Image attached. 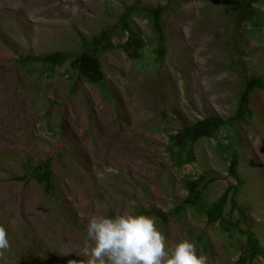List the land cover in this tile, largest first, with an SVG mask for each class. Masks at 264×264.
Returning <instances> with one entry per match:
<instances>
[{"label":"rangeland","instance_id":"1","mask_svg":"<svg viewBox=\"0 0 264 264\" xmlns=\"http://www.w3.org/2000/svg\"><path fill=\"white\" fill-rule=\"evenodd\" d=\"M251 77L264 0H0V264L86 260L87 218L126 211L208 264H264Z\"/></svg>","mask_w":264,"mask_h":264},{"label":"clouds","instance_id":"2","mask_svg":"<svg viewBox=\"0 0 264 264\" xmlns=\"http://www.w3.org/2000/svg\"><path fill=\"white\" fill-rule=\"evenodd\" d=\"M98 179H104L102 173ZM86 229L81 254L87 259L69 260L68 264H208V258L198 255L188 239L169 247L155 219L148 215L127 211L114 217L92 214ZM10 247L8 232L0 225V257Z\"/></svg>","mask_w":264,"mask_h":264},{"label":"trees","instance_id":"3","mask_svg":"<svg viewBox=\"0 0 264 264\" xmlns=\"http://www.w3.org/2000/svg\"><path fill=\"white\" fill-rule=\"evenodd\" d=\"M141 10H147L149 12V20L151 22V24L154 26V28L158 29V20H159V13H160V8H153V9H141ZM124 20H123V26H124V29L125 30H129L128 28V17H129V13H125L124 16H123ZM105 32H103L101 35H100V39H103V37L105 36ZM58 56L59 54L58 53H52L50 55H48L47 57V61H50L54 64H59L61 62H63L66 57H63L61 58V60L57 61L58 60ZM35 57H33L32 59H34ZM28 59H31V57H28ZM254 88H263L264 89V80L262 78H259V77H251L248 82H247V86H246V95H247V92L251 91L252 89ZM240 112V111H239ZM241 114V112L239 113ZM224 123V120L222 119H219L218 120V124H223ZM235 165V161L232 162L231 164V167L233 168V166ZM253 239L251 237H249L248 239V247H249V250L251 252H253ZM235 264H243V261L240 259L238 260Z\"/></svg>","mask_w":264,"mask_h":264}]
</instances>
